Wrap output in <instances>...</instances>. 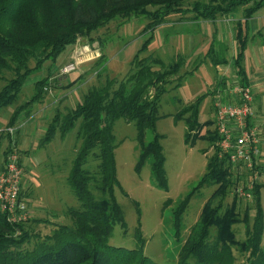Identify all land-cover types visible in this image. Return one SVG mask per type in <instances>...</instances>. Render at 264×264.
Segmentation results:
<instances>
[{
  "label": "trees",
  "instance_id": "trees-1",
  "mask_svg": "<svg viewBox=\"0 0 264 264\" xmlns=\"http://www.w3.org/2000/svg\"><path fill=\"white\" fill-rule=\"evenodd\" d=\"M264 9V0H0V80L5 85L0 91V112L14 105L27 79L43 69L47 62L58 58L81 38L107 27L117 19L143 16L149 22L142 33H151L131 63L129 74L121 81L106 78L100 86L92 87L83 99L66 114L57 112L51 119L41 144L47 145L57 134L64 139L77 129L80 146L72 161L67 184L79 202L66 215L72 226L55 224L51 235L31 246L33 233L25 224H11L0 211V264H157L145 255V241L140 229L136 231L137 249L115 247L109 244L115 225L126 227L125 216L118 204L115 190L120 187L117 178L113 127L119 119L135 123L140 171L150 160L151 178L156 186L168 190L165 155L161 144L163 136L156 133L161 117L160 102L168 87L177 89L186 74H181L185 56L176 55L166 65L160 58L141 57L154 40L157 28L171 15H192L196 21H216L243 10V17L235 24L237 54L234 65L241 84L248 85L243 67L245 51L250 38L249 23L257 12ZM211 45L207 55L215 66ZM104 56L101 57V59ZM31 65V63H33ZM53 64V65H54ZM197 67H195L196 69ZM61 70V69H60ZM59 70V72H60ZM57 72V70H55ZM5 73L12 74L6 78ZM98 74L100 71L98 70ZM51 73L35 83L34 94L18 105L11 114L7 128L19 124L22 113H28L43 101L52 84L57 87L60 78ZM100 75V74H99ZM80 78L75 77L67 87ZM207 94L183 106L174 120L186 125L185 143L208 141L214 153L208 158L206 172L198 185L172 210V226L177 240L183 231V218L194 193L204 187H216L205 203L196 223L183 242L177 264H236V252L244 258L242 264H264L262 238L264 209L261 203L259 180H252V172L236 171L219 157L215 131L203 133L214 122H199V109ZM10 139L12 137L6 129ZM153 131V139L146 143L145 134ZM16 145L9 146L7 153ZM96 161L95 169L90 163ZM258 176L262 166H256ZM249 185L252 187L249 188ZM240 191L249 196L242 197ZM233 193L230 204L226 199ZM22 197V193H21ZM243 199L246 206L242 211ZM171 200L165 202V207ZM243 224L245 239H237L234 226Z\"/></svg>",
  "mask_w": 264,
  "mask_h": 264
},
{
  "label": "rangeland",
  "instance_id": "rangeland-1",
  "mask_svg": "<svg viewBox=\"0 0 264 264\" xmlns=\"http://www.w3.org/2000/svg\"><path fill=\"white\" fill-rule=\"evenodd\" d=\"M195 1L204 2L205 0H188V3ZM241 16L242 13L239 12L230 16L218 17L213 24L212 21L207 24L208 21L200 20L196 22L191 14L187 16L174 14L155 31L153 42L141 57L160 58L168 65L177 54L172 55L174 52L184 53L185 56V65L180 76L186 75L183 77L179 88L173 89L174 85L169 86L168 92L163 95L159 114L164 117H161L156 124V133L163 136L161 144L165 155L168 190L159 189L152 180L150 160L145 163L140 171L136 170L139 147L135 123H127L123 119L116 121L113 127V135L115 144L118 145L115 150V160L120 187L116 188L115 196L124 213L126 227L115 225L113 236L109 241L111 246L137 249L136 231L139 228L145 241L144 252L147 257L157 264H177L178 254L183 242L188 237L191 227L198 220L205 203L216 187H204L194 193L183 218L184 226L181 238L177 240L172 226V210L179 201L198 185L206 172L207 161L213 155L214 148L208 141L202 140L193 142L191 139L190 142L193 144H186L185 122L183 120L175 121L174 115L183 106L192 103L198 96L217 91L219 81H217V84L215 83L216 75L209 60L206 59L207 49L209 43L213 40L217 51L221 50L220 39L232 40L233 24L229 19L237 20ZM261 18H264V10L260 11L256 19L252 21V30L255 29L258 23L260 24L259 19ZM148 22L143 16H133L126 20L117 19L107 27L92 33L90 37L81 38L74 47H69L55 64L47 62L41 71L34 73L27 79L16 103L1 110L0 130L7 128L8 120L15 108L30 100L34 94L35 83L51 73H54L53 77L60 78L59 70L72 62L73 56H76L77 60L82 62L78 65L77 71L71 73L68 77L60 78L57 87L53 83L49 88L48 99L42 102L43 117L46 115L47 110H50L49 114L52 117L57 112L66 114L68 110L75 107L83 99L89 89L100 86L107 77L118 81L123 80L131 70V63L135 55L151 35V33H142ZM219 23L224 26L222 32L217 29L221 26ZM195 33L199 37H196L194 41L193 34ZM221 33L223 34L221 35ZM214 34L215 38H213ZM174 35L178 36L176 41H172ZM179 35L190 36L189 38L192 40L185 41L188 45L184 46L185 43ZM167 40L171 42H169V45L163 46L165 41L168 42ZM255 42H257L256 39L250 42L249 49ZM159 45L163 49H160ZM200 48H203V53L202 50H197ZM198 52L202 54L197 56ZM66 56L68 58L65 64L60 65L59 63ZM93 56L96 57L87 59ZM102 56L104 57L101 59ZM33 64L34 62L31 63V65ZM195 67L198 69L197 72H195ZM98 70L100 75L97 73ZM5 76L11 78L12 74L5 73ZM75 77L80 79L68 88L67 86L73 82ZM4 85L5 81L0 80V91ZM217 95V93L215 95L207 94L202 101L199 109L200 123L215 120L216 102L214 100ZM256 96L254 95V105H256L254 106V112L255 121L258 124L261 100L257 103L258 96ZM37 107L38 104H35L32 108L35 110ZM50 120L51 118H48V122ZM213 126L205 127L203 133L213 132ZM23 129L20 128V132ZM262 129L264 133V128ZM45 130L46 126L44 132ZM76 133L77 129L69 133L64 139L59 137L58 134L51 145L44 148H26L30 151L28 155H25L20 148L16 147L20 153L22 167L25 168L22 179L23 184L32 190L34 185L43 183L45 187L53 191V194H50L48 198L49 200L43 203V206L49 211L45 209V212L36 214L33 208V203H35L33 196L30 198L31 200L28 199L27 201L30 219L26 227L34 235L30 248L46 236L51 235L55 230V224L73 225V221L66 215V211L69 208H77L79 202L67 184V177L80 146V140L77 139ZM154 134L153 131L148 130L144 141L146 143L150 142ZM17 135V132L12 135V140L16 139ZM43 136L44 134L40 135V137ZM0 137L2 140L7 138L6 133L0 132ZM19 137L22 138V136ZM7 144L8 141L6 140L0 147V164L3 160V149ZM261 155L263 156L260 157L259 164L262 166L263 175L259 182L264 183V143L262 144ZM95 165L96 161H92L90 168L94 170ZM23 184L22 196L26 198L27 192ZM232 195L233 193L226 199L225 204L231 203ZM168 200H171V204L165 207V202ZM261 203L264 209V187L261 189ZM245 206L246 200L243 199L242 211ZM233 229L236 232L237 239H245L243 224L236 225ZM262 248L264 250V233ZM236 256L238 258L236 264H242L244 258L237 252Z\"/></svg>",
  "mask_w": 264,
  "mask_h": 264
},
{
  "label": "built area",
  "instance_id": "built-area-1",
  "mask_svg": "<svg viewBox=\"0 0 264 264\" xmlns=\"http://www.w3.org/2000/svg\"><path fill=\"white\" fill-rule=\"evenodd\" d=\"M81 62L73 56L72 62L61 68L60 74L67 76L77 71ZM229 96L230 100L219 98L215 103L214 131L218 137L215 145L220 158L237 172H252V180L256 181L259 176L255 168L261 157L263 131L255 121L253 90L249 85L234 83ZM20 127H10L6 131L14 135ZM23 174L20 153L13 148L7 153L0 172V211L11 224H25L30 219L28 204L21 197ZM240 195L249 196L242 191Z\"/></svg>",
  "mask_w": 264,
  "mask_h": 264
},
{
  "label": "crops",
  "instance_id": "crops-1",
  "mask_svg": "<svg viewBox=\"0 0 264 264\" xmlns=\"http://www.w3.org/2000/svg\"><path fill=\"white\" fill-rule=\"evenodd\" d=\"M262 10H264V9H262ZM262 10H260V11H262ZM240 12L242 13V16L240 18L238 17L237 20H234L231 18L229 19V21L232 22L231 24H233V27H232L233 39L232 40L231 39L226 40L222 37L223 39H220V41H219L220 42L219 44L221 45L220 51L215 50V47H214L215 42H214L213 38H215V34L213 35V38H212L213 41H211L209 43L207 53H208V51L212 45L213 46V51H212L213 57L220 62L219 65L215 66L213 64V62L210 60L209 55H207L205 53L206 59L209 60V63L211 64V66L213 68L214 74L216 75V79H215L216 82L215 81L214 82L217 84V81H219V83H218L219 85L217 86L218 87L217 91L215 90L212 93H210V92L206 93V94H211V95H215L216 93L218 94L215 97L214 102H217V100L219 98L223 99V100H230V96H229L230 87L234 83H241V78L238 76L237 69L234 65V61H235L236 54H237V44H236V40H235V35H236L235 34V24L237 23V21H239L243 17V12L242 11H240ZM259 12L256 13V15L250 20V23H249L250 38H249L248 46H247V49H246L245 55H244L243 67H244L245 73H246L245 74L246 75V81L248 82V85L251 86V88L253 90V96L254 95L258 96V101H256V102L258 103L259 100H261L260 101L261 102L260 107H259V111H260L261 115L259 114L260 117L258 119V124L260 127L264 128V18L259 19L260 24L258 23L256 25L255 29H253V30L251 29L252 28L251 23H252V21H254V19H256ZM196 22H198V21H196ZM214 22L212 21V24ZM207 24H209V21L207 22ZM219 25H221V26H219L220 28H217V27L216 28L218 30H220V32H222L224 26L222 23H219ZM215 26H216V24H215ZM222 34L223 33H221V35ZM176 37H178V36L174 35L173 36L174 40H172V41H176L177 40ZM179 37L181 38L182 41H184V43H185L184 46L188 45V44L186 45L185 41H189V40L191 41L192 40L189 38L190 36L188 37L185 35H179ZM196 37H199L197 35V33L193 34V40L194 41L196 40ZM253 39L254 40L256 39L257 42H255L253 44V46H251L249 49L250 42ZM230 41H232V42H230ZM169 42H171V41H168V42L165 41V44L163 46L169 45ZM159 48L163 49V48H161V45H159ZM197 50H200V51L202 50V53H203V48H200ZM164 52H165V50H164ZM199 52H198L197 56L202 54ZM179 53H180V55L184 54L181 52H174L172 55H174V54L178 55ZM172 55H170V56H172ZM95 57L96 56H93V57L87 58V59H92V58L94 59ZM67 58H68V56L64 57L59 64L64 65ZM197 70L198 69H196L195 72H197ZM47 96L45 97V99L43 101H41L39 103H35V104H38V107L35 110H33V108H32L35 105L34 104L30 108V111L28 113H22L21 114L18 126H21L20 128H24V129L22 132H20V130H19L20 128L18 129L19 132L17 131L18 135L16 136L17 137L16 139L12 140V138H13V136H12L10 138V140L8 137H7L8 139L5 138L2 140L0 137V147L2 146V143L4 141H6V140L8 141L7 146L4 147V149H3V160L0 164V172L2 171V169L4 167L5 149L8 148L9 146L16 145V147L20 148V150H22L25 155H28V153L30 151L27 150L26 148H31V149L32 148H44L48 145H51L52 142L43 146L41 144V141H42L44 136L40 137V135L45 134V132H46V130L44 132V127L46 126V129H47L48 124L50 123V122H48V118H51V119L53 118L49 114L50 110H47V112L45 111L46 115L44 117L42 115V113H44V110L42 108V105H43L42 102H44L45 100L48 99ZM254 106H256V105H254V102H253V108H254ZM212 121H214V126H213V131H214L215 120L213 119ZM262 131H263V129H262ZM19 136H22V138H20ZM263 137H264V135H263ZM263 143H264V140H263ZM261 156H263V155H261ZM261 177H258V180H260ZM259 183H261V182H259ZM23 186L27 192L26 198H24L26 200V202L32 196L34 198V201H35V203H33L34 212L36 214H40L41 212H45L46 207L43 206V203L47 202L49 200L48 198H49L50 194H53V191L52 190L50 191L49 188L45 187L43 183H40L39 185H36V186L34 185L32 190L30 188H27L24 184H23ZM27 204H28V202H27ZM33 208H31V209L33 210ZM46 210L49 211V209H46Z\"/></svg>",
  "mask_w": 264,
  "mask_h": 264
}]
</instances>
